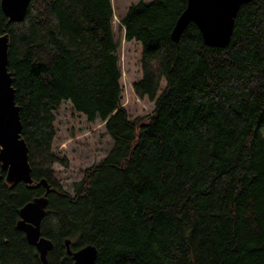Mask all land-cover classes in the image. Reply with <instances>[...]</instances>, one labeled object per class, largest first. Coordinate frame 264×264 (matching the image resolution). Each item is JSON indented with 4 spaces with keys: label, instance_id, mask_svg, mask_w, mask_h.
Returning <instances> with one entry per match:
<instances>
[{
    "label": "trees",
    "instance_id": "obj_1",
    "mask_svg": "<svg viewBox=\"0 0 264 264\" xmlns=\"http://www.w3.org/2000/svg\"><path fill=\"white\" fill-rule=\"evenodd\" d=\"M187 0H138L121 18L141 45L133 90L154 102L131 118L122 104L112 0H31L9 21L8 69L35 181L48 194L46 264H73L97 247L95 264H264V0L244 3L230 43L206 45L191 22L172 38ZM69 101L105 122L114 144L66 191L53 165L56 111ZM43 185L6 181L0 162V264H44L17 226Z\"/></svg>",
    "mask_w": 264,
    "mask_h": 264
},
{
    "label": "water",
    "instance_id": "obj_2",
    "mask_svg": "<svg viewBox=\"0 0 264 264\" xmlns=\"http://www.w3.org/2000/svg\"><path fill=\"white\" fill-rule=\"evenodd\" d=\"M250 0H187L186 8L178 17L172 31L175 42L189 23H195L206 45L225 47L230 43L235 18L240 7ZM31 0H0V6L9 21H23ZM7 33L0 34V162L6 173V181L16 184L43 185V194L35 196L20 209L17 226L25 233L29 243L34 245L44 264L53 241L42 235L41 224L46 214L48 194L54 189L45 178L35 181L29 162V148L22 136L20 106L16 103V90L12 84L13 75L8 69ZM71 239L65 240L67 252L73 256V264H95L98 249L86 244L77 250L70 247Z\"/></svg>",
    "mask_w": 264,
    "mask_h": 264
},
{
    "label": "rangeland",
    "instance_id": "obj_3",
    "mask_svg": "<svg viewBox=\"0 0 264 264\" xmlns=\"http://www.w3.org/2000/svg\"><path fill=\"white\" fill-rule=\"evenodd\" d=\"M138 0H112V20L115 39L118 41V59L121 68V100L131 118L146 115L154 109V102L141 98L133 90V82L141 75V45L126 40L121 18L126 9ZM150 2L152 0H145ZM57 134L53 143L55 152L67 160V165H53L56 177L63 188L74 192V183L84 176L85 169L98 162L112 148L113 138L105 131V122L100 119L89 121L85 115L72 108L69 101L61 104L56 111ZM264 135V127L262 130Z\"/></svg>",
    "mask_w": 264,
    "mask_h": 264
}]
</instances>
